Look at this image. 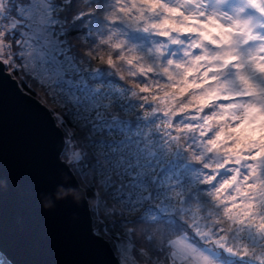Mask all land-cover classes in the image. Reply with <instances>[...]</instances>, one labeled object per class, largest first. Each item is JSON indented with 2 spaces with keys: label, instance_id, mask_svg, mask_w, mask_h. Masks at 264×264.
I'll use <instances>...</instances> for the list:
<instances>
[{
  "label": "snow or ice",
  "instance_id": "snow-or-ice-1",
  "mask_svg": "<svg viewBox=\"0 0 264 264\" xmlns=\"http://www.w3.org/2000/svg\"><path fill=\"white\" fill-rule=\"evenodd\" d=\"M161 5L176 15L155 16ZM185 7L0 0V64L50 89L72 145L57 167L99 193L86 238L117 264H264V0ZM130 33L151 39L125 61L126 83L112 67L120 46L105 56L97 44Z\"/></svg>",
  "mask_w": 264,
  "mask_h": 264
},
{
  "label": "water",
  "instance_id": "water-1",
  "mask_svg": "<svg viewBox=\"0 0 264 264\" xmlns=\"http://www.w3.org/2000/svg\"><path fill=\"white\" fill-rule=\"evenodd\" d=\"M55 128L47 107L0 64V253L10 264H117L110 246L86 238L85 199L41 208V195L58 184L79 188L63 160L59 172L63 136Z\"/></svg>",
  "mask_w": 264,
  "mask_h": 264
},
{
  "label": "clouds",
  "instance_id": "clouds-1",
  "mask_svg": "<svg viewBox=\"0 0 264 264\" xmlns=\"http://www.w3.org/2000/svg\"><path fill=\"white\" fill-rule=\"evenodd\" d=\"M165 2H171L175 7H184L185 12L189 10L187 7H185V0H165ZM161 14H167L169 16V19L176 15L175 13L171 12L166 13L163 5H161L154 13L155 16H160ZM208 32L213 33L215 32V29H208ZM149 38L151 39V37ZM248 38L252 39L253 37ZM221 40L223 41L224 37H221ZM100 44L105 45L102 50L99 47ZM113 44H118L120 46V59L118 61H114L112 67L116 71V73L121 76V78L125 79V82L127 83V77L131 74V70L125 61L131 60L137 54H139V49H136V43L131 42L126 36L119 34L106 35L103 39L98 38L97 54L105 56L111 55L113 53ZM149 47L151 48V57L156 58L158 45H149ZM133 49H135V51H132ZM144 54L147 55V51H145ZM5 55L6 51H0V59H3ZM135 67V65H132V69H135ZM88 183L89 181L85 180L82 177L81 185L78 189L65 188L63 185H57L54 192L41 195L40 204L45 211H48L51 210L57 202L68 200L71 197L72 202L76 205H79L82 200L87 199L89 208H95L96 199L93 197L85 196L86 190L88 188ZM0 187H2V184H0ZM94 195L98 196L99 193L96 192L94 193ZM75 219L76 217L74 216L73 220Z\"/></svg>",
  "mask_w": 264,
  "mask_h": 264
},
{
  "label": "trees",
  "instance_id": "trees-1",
  "mask_svg": "<svg viewBox=\"0 0 264 264\" xmlns=\"http://www.w3.org/2000/svg\"><path fill=\"white\" fill-rule=\"evenodd\" d=\"M128 39L136 44H145L147 46V41L148 37H146L143 34H134L130 33ZM5 72H7L10 77L14 78L17 85L19 88L24 92L27 93L29 96L33 97L36 99L38 102L43 104L47 109L49 110L53 120L55 121L56 124V115L59 112V105L54 102L50 95V89L46 86L43 85L39 80L34 78L31 74L27 73L24 69L22 68H17V69H12L9 67L4 66ZM63 136V133H62ZM72 151V145L66 144L65 143V138L63 136V146L60 152H65V153H70ZM65 164L69 167L71 172L73 173L74 177L77 180L78 185H81V178L82 176L76 175L73 167L67 163L66 160H63ZM93 192H90L87 188L85 196L86 197H92ZM87 202V199H85ZM87 207L89 208L88 204ZM113 251V250H112ZM114 253V252H113ZM115 255V254H114ZM116 257V255H115ZM117 258V257H116ZM0 264H10L0 253Z\"/></svg>",
  "mask_w": 264,
  "mask_h": 264
},
{
  "label": "rangeland",
  "instance_id": "rangeland-1",
  "mask_svg": "<svg viewBox=\"0 0 264 264\" xmlns=\"http://www.w3.org/2000/svg\"><path fill=\"white\" fill-rule=\"evenodd\" d=\"M27 73L31 74L32 76L36 77L37 80H39V78L37 77V74L35 72H33L32 68L29 67L27 69H24ZM38 71V70H37ZM40 81V80H39Z\"/></svg>",
  "mask_w": 264,
  "mask_h": 264
}]
</instances>
